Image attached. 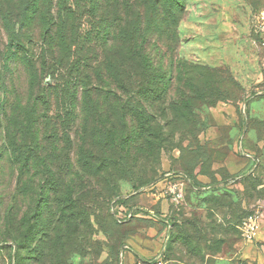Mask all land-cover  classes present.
<instances>
[{
  "label": "rangeland",
  "instance_id": "374dc122",
  "mask_svg": "<svg viewBox=\"0 0 264 264\" xmlns=\"http://www.w3.org/2000/svg\"><path fill=\"white\" fill-rule=\"evenodd\" d=\"M171 1L183 9L176 26L182 45L172 57L154 41L150 62L166 79L170 72L178 75L167 101L186 118L170 127V111L165 120L158 117L160 133L132 146L129 166L110 176L81 177L88 149L100 145L69 147L61 163L29 173L5 154L0 141V264H264V223L252 241L240 229L264 199V48L259 43L264 0ZM15 67L8 95L25 101L32 87L29 73ZM44 81L53 84L54 79ZM0 88L2 94V77ZM126 97L153 113L148 103ZM134 116L127 117L129 129ZM5 118L11 132L21 129L16 112ZM88 132L85 128L86 137ZM99 149L126 152L120 145ZM178 170L192 173L198 190L187 191L184 203L174 206L163 179L167 171ZM115 193L127 198L120 206L141 207L149 217L118 224L107 209ZM73 202L97 207L86 209L85 234L61 246L57 232L64 213L77 205ZM126 243L131 250L124 252Z\"/></svg>",
  "mask_w": 264,
  "mask_h": 264
},
{
  "label": "trees",
  "instance_id": "16d2710c",
  "mask_svg": "<svg viewBox=\"0 0 264 264\" xmlns=\"http://www.w3.org/2000/svg\"><path fill=\"white\" fill-rule=\"evenodd\" d=\"M182 11L171 0H0V141L5 154L32 173L38 166L61 163L69 147L91 143L100 146L88 149V168L81 169V177L110 176L120 173L119 166H129L132 146L160 133L158 117L165 120L170 111V127L186 118L167 101L178 75L170 72L166 79L164 71H153L149 52L155 41L175 56L183 42L176 27ZM18 65L29 73L32 85L25 101L16 96L11 101L8 95L7 83ZM47 77L53 84L45 83ZM128 95L148 103L153 113L142 102L132 105ZM12 111L21 127L14 132L7 129L5 118ZM131 112L135 125L129 129ZM86 116L91 121L85 123ZM116 145L126 152L118 149L112 155L99 149L115 150ZM182 172L198 187L192 173ZM193 186L187 191L195 192ZM126 200L115 193L107 199V209L111 212L113 202ZM90 204H77L64 213L57 232L61 246L85 234L86 209L97 207Z\"/></svg>",
  "mask_w": 264,
  "mask_h": 264
},
{
  "label": "built area",
  "instance_id": "2783aa9c",
  "mask_svg": "<svg viewBox=\"0 0 264 264\" xmlns=\"http://www.w3.org/2000/svg\"><path fill=\"white\" fill-rule=\"evenodd\" d=\"M260 21V45L264 48V10L261 11L259 15ZM238 147L242 149V139L238 141ZM245 156L251 157L252 154L249 152L244 153ZM253 160L257 158L253 157ZM165 186V194L174 206H180L185 201V195L187 188L192 185L191 178L182 171H167L164 174L163 179ZM197 191L198 187L193 186ZM111 213L115 220L120 223H126L136 217H149V212H145L141 207L126 208L119 204L112 203ZM264 223V199H260L254 206L251 214H249L244 220L240 227L243 237L247 240H255L257 235ZM167 242V241H166ZM131 250L130 246L126 243L123 245L122 251ZM142 264V263H138Z\"/></svg>",
  "mask_w": 264,
  "mask_h": 264
},
{
  "label": "crops",
  "instance_id": "0c3cea01",
  "mask_svg": "<svg viewBox=\"0 0 264 264\" xmlns=\"http://www.w3.org/2000/svg\"><path fill=\"white\" fill-rule=\"evenodd\" d=\"M237 131V129H235ZM250 152V151H249ZM261 234L263 235L264 237V229L261 231Z\"/></svg>",
  "mask_w": 264,
  "mask_h": 264
}]
</instances>
